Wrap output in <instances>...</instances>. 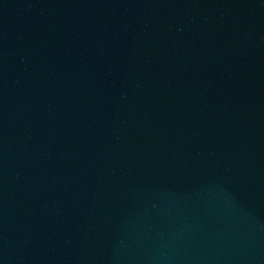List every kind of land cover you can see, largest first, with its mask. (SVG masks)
<instances>
[{"label": "water", "instance_id": "95a60500", "mask_svg": "<svg viewBox=\"0 0 264 264\" xmlns=\"http://www.w3.org/2000/svg\"><path fill=\"white\" fill-rule=\"evenodd\" d=\"M0 264H264V0H0Z\"/></svg>", "mask_w": 264, "mask_h": 264}]
</instances>
